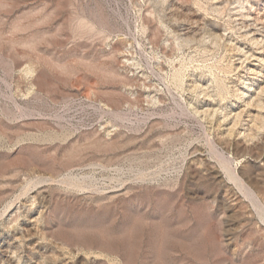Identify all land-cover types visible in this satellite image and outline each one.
I'll list each match as a JSON object with an SVG mask.
<instances>
[{
	"label": "rangeland",
	"instance_id": "374dc122",
	"mask_svg": "<svg viewBox=\"0 0 264 264\" xmlns=\"http://www.w3.org/2000/svg\"><path fill=\"white\" fill-rule=\"evenodd\" d=\"M263 32L264 0H0V264H264Z\"/></svg>",
	"mask_w": 264,
	"mask_h": 264
},
{
	"label": "bare ground",
	"instance_id": "6f19581e",
	"mask_svg": "<svg viewBox=\"0 0 264 264\" xmlns=\"http://www.w3.org/2000/svg\"><path fill=\"white\" fill-rule=\"evenodd\" d=\"M251 20H252V19H251ZM245 21H246V20H245ZM241 22H242V21H241ZM250 23H251V22H249V24H250ZM252 23H253V22H252ZM252 23H251V24H252ZM241 25H243V23H242ZM244 25H246V24L244 23ZM254 25H256V24H254ZM246 27H247V26H246ZM254 27H255V26H254ZM242 28H243V27H242ZM247 28H248V29L246 30L247 33H251L252 36H255V35H256V33H257L256 31H258V30H255V29H254L252 26H250V25H248ZM244 29H245V27H244ZM260 30H262V29L259 28V31H260ZM263 33H264V32H263ZM245 34H246V33H245ZM249 35H250V34H249ZM260 35H261V34H260ZM257 36H258V35H257ZM263 37H264V36H263ZM258 38L261 39L260 37H258ZM255 40H257V38H256ZM261 42H262V41H261ZM232 174H233V173H232ZM233 176L235 177V179L238 178V175H236V174H233Z\"/></svg>",
	"mask_w": 264,
	"mask_h": 264
}]
</instances>
